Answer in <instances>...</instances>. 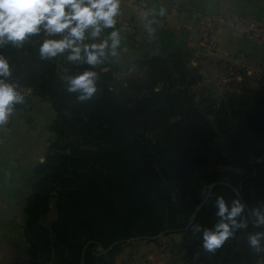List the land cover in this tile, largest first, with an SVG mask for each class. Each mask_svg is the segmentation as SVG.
Segmentation results:
<instances>
[{"label": "trees", "instance_id": "trees-1", "mask_svg": "<svg viewBox=\"0 0 264 264\" xmlns=\"http://www.w3.org/2000/svg\"><path fill=\"white\" fill-rule=\"evenodd\" d=\"M166 33L175 37L168 30H160L157 35ZM42 34L43 31L30 33L21 42L6 41L0 44V55H3L7 60L11 59L10 62L8 61L11 68L14 58L20 56L23 59L33 56L34 60L41 61L43 59V61L48 62V58H41ZM68 51L70 50L65 51L66 56H68ZM165 51L166 49H164ZM180 53L192 56L190 50L182 49ZM180 53L171 54L168 58H177L181 55ZM160 60L163 59L159 56H152L149 61L146 59L137 60L138 65L145 67L149 65L150 67L145 70L142 78L129 79L121 87L118 96L110 89L111 72L98 73L96 79L97 89L87 98L81 99L79 90L70 91L68 89L66 78L69 75H76L80 73V70L89 68L88 66H94L95 70V66L105 64L104 58L102 63L96 65L79 60H68L69 65L67 66L65 81L59 84V89L53 90L41 86L37 91V96L51 100L58 112V118L49 126L54 136L49 148L50 153L47 157V164L45 165L47 171L44 172L45 175L35 179L33 191L26 200L25 210L27 241L44 260L55 252L63 255L64 261L62 264H111V259L121 250L116 239L104 240L108 234L103 230V225L105 220L115 221L120 212L126 214L124 204L117 202V198L109 196L105 184L100 185L99 190L95 192L96 197L87 196L83 198L84 194L81 191L79 193L72 188L74 183H72L73 176H71L72 174L75 175L79 169L95 165H100L110 172L123 170L119 167L120 162L118 161L117 151L110 147H107V150L105 148L103 152L84 149L82 143H78V137L85 139L90 135L102 132L103 138L104 136L110 137L112 143H114L124 139L130 141L131 136H140L139 140L131 141L132 144L124 149L128 153L134 152V149H139L140 154L150 160L148 170L154 171L158 178L161 167L167 161V156L164 150H159V145L155 148L149 147L145 143L148 140L142 134L135 133L138 128L139 130L143 128L152 130L167 125L169 122L164 123L166 117L176 111V115L181 117L180 113L184 110L183 100H190V112L193 115L191 117L184 116L183 119L187 121L193 131L206 129L209 131L210 136H220L216 134V129L204 117V114L198 112L196 105L191 102V98L187 99L183 95L184 90L181 89L183 85L187 84L186 86L192 87L195 84L193 80L190 81L187 77L193 76L195 72L197 73L196 67L191 70L187 66V62H184L181 66L178 61H171L167 64V59H164L165 62L162 64H153V62ZM177 72L180 74H177ZM198 77L201 78L199 73ZM149 81L153 83L149 85ZM33 83H35L34 80ZM157 83L163 84L160 90L156 89ZM13 84L16 85V83ZM25 85L31 86L29 84ZM18 86L16 85L17 90L24 95V101L16 104L18 107H22L28 101V95H25V91L19 90ZM140 89L149 90L147 96L142 97L139 92ZM242 89V93L232 94L227 103L223 102L221 108L229 110L234 117L239 115L235 112L237 108H245L247 110L246 117L244 120L239 118L237 121L227 115L223 116L220 120L221 136L224 135L227 138L235 136L232 139L241 136L239 142H237V145L234 144L233 148L238 150L239 153L242 148L246 147L247 154H253V159H260V161L250 163L249 160V163H247L246 159L243 161L235 160V163L245 168L247 173L234 181L230 185L231 187L225 183L216 185L208 202H215L216 197L219 195H223L227 201L239 198L244 203V210L249 217V213L254 208L262 205L264 196V145L259 152V147L255 144L258 143L259 145L260 140L264 143V92L251 86ZM138 94L140 97L134 98ZM168 130V136H180L182 130L181 120L172 123ZM68 131L70 133H67ZM215 148L213 150L208 149V153L200 162L198 156H195L194 153H186V158L194 164L192 166L195 175L194 180L202 179V176L196 173L198 169L207 170L209 166L219 164L226 158L224 151L223 153H221L222 151L213 153ZM186 150H190V147H187ZM124 166L128 172L135 169L134 163L129 168L128 163L124 162ZM214 181L212 180V182ZM240 182L242 183L240 184ZM240 186L241 191L238 195L234 189ZM173 188L177 191L182 189V186L179 184ZM209 189L205 194L203 192L197 194L192 201L184 204L189 216L196 212V206L202 205L204 200L207 199ZM184 194L180 192L174 200L185 198ZM164 196L165 198L168 197V195ZM53 201L56 206L57 219L51 227H47L42 224V219L49 214ZM136 203L142 211L145 202L136 200ZM84 204H88V206ZM130 205H132L131 202ZM205 206L202 207V210ZM138 213L137 210H132L127 214L129 217L126 219L129 220ZM250 218L249 227L254 226V229L264 231V225H253ZM230 243L228 241L226 243L228 244L227 248L218 251L207 249L203 241L195 247L186 244L184 246L190 255L197 251L203 254V259L206 258L208 261L203 262V264H255L259 255L251 250L254 246L250 243L247 245L244 242L241 246H233ZM262 243L264 242L262 241ZM260 248L263 249L264 254L263 244ZM70 251L72 253L71 257L68 256ZM96 251L100 255H95Z\"/></svg>", "mask_w": 264, "mask_h": 264}, {"label": "rangeland", "instance_id": "rangeland-1", "mask_svg": "<svg viewBox=\"0 0 264 264\" xmlns=\"http://www.w3.org/2000/svg\"><path fill=\"white\" fill-rule=\"evenodd\" d=\"M40 27L43 31V25H40ZM44 40L42 39V43ZM149 46L152 48L150 55L142 59L149 61L152 56H159L163 59L155 61L153 64H162L165 62L164 59H167V64L171 61H178L181 66H183L184 62H187V66L191 70L196 67L197 73L193 74L195 77H187L188 80H193L195 84L192 87L186 86L187 84L183 85L181 87L184 90L183 95L187 99L191 98V102L196 105L198 112L204 114V117L216 129V134L220 136H210L209 131L206 129L193 131L187 121L183 119L184 116L191 117L193 115L190 112V100H183L184 110L180 113L181 117L176 115V111L166 117L164 123H169L163 127L159 126L152 130H146L145 128L139 130L138 128L135 131V133L142 134L148 140L145 143L149 147L155 148L159 145V150H164L167 156V161L161 167V175L157 170L159 174L158 178L154 171L148 170L150 160L144 158L140 154L139 149H134V152L130 153L124 149L132 144L131 141L139 140L140 136H131L130 141L124 139L112 143V138L106 136L103 138L101 132L96 133V135H90L85 139L78 137V143H82L84 149L94 151L100 150L103 152L105 148L107 150V147L114 148L118 154L119 167L123 170H113L110 172L103 169L100 165L79 169L75 175H71L73 176L72 183H74L72 188L79 193L81 191L84 194V196L81 195L83 198L87 196L96 197L95 192L99 190L100 185L105 184L109 196L117 198V202L124 204L126 214L120 212L115 221L105 220L103 225V230L108 234L104 240L116 239L121 247L120 252L111 259V264H137L136 259L140 260V264H161L163 259L169 258L175 261L176 264H203V262H208L206 258L203 259V254L197 251L190 255L184 245L195 247L199 242H202L203 228L214 227L215 223L220 219L217 215L216 203L208 202L213 189L216 185L222 183L230 186L239 177L247 173L245 168L235 163V160L243 161L246 159L247 163H249V160L250 163L260 161V159H253V154H247L246 147L242 148L239 153L238 150L233 148V145H237L241 136H237L235 139H232L235 136L232 138H227L224 135L221 136V118L227 115L233 119L235 118L237 121L239 118L244 120L247 110L245 108H237L235 112L239 113V115L238 117H234L230 114L229 110L221 108V105L223 102L227 103L232 94L242 93V88L247 86L264 92V79L254 78L248 72L235 69L227 64L217 66L216 63L207 60L208 58H198L193 54L192 56L188 54L183 55L180 53V51L182 52V48L178 46L176 37L168 33L159 35ZM164 49H166L165 52ZM179 53L181 55L177 58H168L171 54ZM41 58L45 57L42 55ZM46 58L49 59L48 62L43 61V59L41 61L34 60L33 56L27 59H23L22 56L14 58L15 60L13 59V64H11V75L4 77V79L16 83L17 86L19 85V90L25 91V95H28V89L32 90V94L37 95V91L41 86L57 90L59 89V84L65 81L69 59L65 52L59 53L55 57ZM104 59L105 64L95 66V71L97 73H112L110 89L117 96L120 94L121 87L129 79L136 80V78H142L145 70L150 67L149 65L146 67L138 65L137 60L123 66H117L109 63L106 58ZM8 61L10 62L11 59H8ZM88 67L92 69L94 66ZM84 70H80V72ZM198 73L201 78L198 77ZM177 74L180 73L177 72ZM33 80L35 83H33ZM140 82L142 81L140 80ZM152 83L151 81L149 85ZM25 84L31 86L28 87ZM162 85L157 83L156 89L160 90ZM139 92L142 97H145L149 93V90L140 89ZM138 97H140L139 94L137 97L134 96V98ZM179 120H181L182 125L180 136H168L170 125ZM70 131L67 133H70ZM255 144L259 147L260 152L264 143L260 140L259 145L258 143ZM187 147H190V150L187 151ZM213 148H215L213 153L219 151L223 153L224 151L226 158L219 164L209 166L207 170H201L198 169L201 167H198L196 173L201 175L202 179L194 180L195 175L192 170L194 164L186 158V153H194L195 156H198L200 162L208 153V149L213 150ZM49 153L50 151L48 150L44 154L41 163L34 167H28L15 175L14 179L18 184L17 191L22 200L33 191L35 179L45 175L44 172L47 171L45 165L47 164ZM124 162L128 163L129 168L134 163L135 169L132 172H128L124 166ZM212 180L215 181L212 182ZM179 184L182 186V189L175 191L173 187ZM208 188L210 189L207 199L204 200L202 205L196 206V212L189 216L184 204L192 201L193 197L197 194H202V192L205 194ZM234 190L239 195L241 186ZM180 192L185 193L186 197L174 200L175 196ZM164 195H168V197L165 198ZM136 200L145 202L142 211H140ZM130 202L132 205H130ZM228 202L231 204L232 201ZM52 203V209L49 214L42 219V224L47 227H51L52 223L57 219L56 206L54 201ZM84 205L88 206V204ZM204 205L206 206L202 210ZM259 208L264 210V196L262 205ZM132 210H137L139 213L133 215L129 220L126 219L129 217L127 214ZM242 215L247 217L248 223L249 217H251L250 222H253V225L256 224L254 221H251L255 220L252 212L249 213L248 217L247 212L244 210ZM195 224H200L203 228L196 231L193 227ZM253 227L247 225V227L235 229V234L228 237L222 245L216 247L214 250L226 249L228 241L233 246H241L242 242L249 245V233L259 231ZM262 241L264 242V239ZM262 244L264 246V243ZM157 248L160 249L157 250ZM251 250L259 255L255 264H264L263 249L254 247ZM94 254L100 255L97 251ZM68 256H72L71 251L68 252ZM63 261V255L55 252L44 260L47 264H62Z\"/></svg>", "mask_w": 264, "mask_h": 264}, {"label": "crops", "instance_id": "crops-1", "mask_svg": "<svg viewBox=\"0 0 264 264\" xmlns=\"http://www.w3.org/2000/svg\"><path fill=\"white\" fill-rule=\"evenodd\" d=\"M222 11L264 23V0H143L140 5L119 11L115 27L120 29L121 44L116 55L109 50L105 58L113 65L123 66L148 57L152 50L149 45L158 32L168 30L176 37L178 46L190 50L195 57L208 58L217 66L227 64L264 79V43L259 39L219 29L212 37L211 47L202 43V21L195 14ZM111 30L105 29L95 39L107 38ZM52 35L59 38L63 33ZM47 38L49 34L43 30L41 39ZM28 92V101L17 108L11 122L0 125V264H47L27 241V197L20 198L14 178L42 162L53 139L49 126L58 118V112L51 100ZM161 264L176 262L169 258Z\"/></svg>", "mask_w": 264, "mask_h": 264}, {"label": "clouds", "instance_id": "clouds-1", "mask_svg": "<svg viewBox=\"0 0 264 264\" xmlns=\"http://www.w3.org/2000/svg\"><path fill=\"white\" fill-rule=\"evenodd\" d=\"M120 11V0H0V44L6 41L21 42L30 33L43 30L49 34L40 45L44 57H55L68 51L69 60H79L92 65L103 62L109 50L114 56L121 44L120 29L115 27ZM111 28L107 38L100 40L104 30ZM63 33L57 38L52 34ZM91 38V39H89ZM11 75L8 60L0 55V124L9 119L16 103L24 101V95L12 82L4 79ZM98 73L94 69H85L69 75L68 89L79 90L80 98L91 96L97 89ZM217 215L220 219L214 227L203 228L193 225L196 231L203 228V244L214 250L230 236L235 229L247 227L248 219L243 216L245 205L239 198L229 204L223 195L216 197ZM257 225H264V210L257 207L252 210ZM251 245L259 249L264 239V231L251 232L248 235Z\"/></svg>", "mask_w": 264, "mask_h": 264}, {"label": "built area", "instance_id": "built-area-1", "mask_svg": "<svg viewBox=\"0 0 264 264\" xmlns=\"http://www.w3.org/2000/svg\"><path fill=\"white\" fill-rule=\"evenodd\" d=\"M143 0H120V10L129 5H140ZM202 21L201 41L206 46H212V37L219 29L230 30L247 38H256L264 43V23L235 16L230 11H222L217 14H195ZM18 105L10 113L9 119L0 125H8L14 117Z\"/></svg>", "mask_w": 264, "mask_h": 264}, {"label": "water", "instance_id": "water-1", "mask_svg": "<svg viewBox=\"0 0 264 264\" xmlns=\"http://www.w3.org/2000/svg\"><path fill=\"white\" fill-rule=\"evenodd\" d=\"M28 93H31V91L29 90V92Z\"/></svg>", "mask_w": 264, "mask_h": 264}]
</instances>
